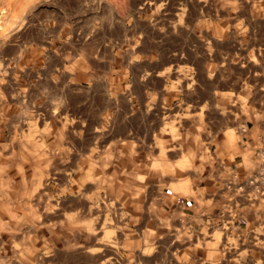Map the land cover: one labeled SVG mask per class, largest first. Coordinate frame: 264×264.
Returning <instances> with one entry per match:
<instances>
[{
  "label": "rangeland",
  "instance_id": "rangeland-1",
  "mask_svg": "<svg viewBox=\"0 0 264 264\" xmlns=\"http://www.w3.org/2000/svg\"><path fill=\"white\" fill-rule=\"evenodd\" d=\"M263 109L264 0H0V264H264L218 163Z\"/></svg>",
  "mask_w": 264,
  "mask_h": 264
},
{
  "label": "crops",
  "instance_id": "crops-1",
  "mask_svg": "<svg viewBox=\"0 0 264 264\" xmlns=\"http://www.w3.org/2000/svg\"><path fill=\"white\" fill-rule=\"evenodd\" d=\"M242 131L244 134L236 147L223 151L224 159L218 162L223 178L220 181L222 186L225 187L227 181L233 183L229 189L220 192V196L223 200L228 195L231 200L230 213L224 215L227 216L226 220L223 219L227 226L238 233L247 232L246 238L250 245L254 246L259 241L264 243V197L256 193L254 187H249L243 180L255 170L256 148L264 144V109L262 113L249 115L245 119ZM241 183H243L242 188L239 187ZM191 206L193 205L190 204L189 208ZM199 218L207 222L209 219H216L205 211L199 214ZM262 260L264 261V258Z\"/></svg>",
  "mask_w": 264,
  "mask_h": 264
},
{
  "label": "built area",
  "instance_id": "built-area-1",
  "mask_svg": "<svg viewBox=\"0 0 264 264\" xmlns=\"http://www.w3.org/2000/svg\"><path fill=\"white\" fill-rule=\"evenodd\" d=\"M255 159L257 163L255 170L250 175L246 176L243 182L249 187H254L256 193L264 197V144L256 148ZM225 184L227 188H230L233 183L227 181ZM242 186L243 183H241L239 187L242 188Z\"/></svg>",
  "mask_w": 264,
  "mask_h": 264
}]
</instances>
